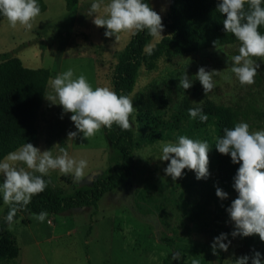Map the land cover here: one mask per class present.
Here are the masks:
<instances>
[{"label":"rangeland","instance_id":"374dc122","mask_svg":"<svg viewBox=\"0 0 264 264\" xmlns=\"http://www.w3.org/2000/svg\"><path fill=\"white\" fill-rule=\"evenodd\" d=\"M42 2L44 8L32 22L31 31L20 25L14 29L5 17L0 19V53L17 57L26 67L48 69L37 112L36 138L31 144L41 151H51L54 157L61 155L59 150L63 148L70 157L87 160L85 175L76 183L89 184L111 169L114 152L108 139L102 130L88 140L82 133L69 139L68 132L76 131L71 113H64L61 118L62 106L50 104L44 95L53 91L51 79L69 68L74 71V78L83 74L93 89L112 90L111 70L130 33H119L118 39L105 37V28L97 27L93 17L87 15L96 0H75L70 5L65 0ZM108 2L102 0V4ZM148 3L162 17L163 37L169 36V0ZM162 38L151 36L145 44L142 63L128 94L137 109L130 117L134 142L130 174L120 185L103 193L95 206L48 214L44 222L37 221L34 213H21L14 223L6 225L3 234L4 240L14 243L15 257L0 264H174L169 248L160 238H171L172 251L183 263L192 264L195 259L199 264H234L237 257H251L255 251L264 260L263 241L254 235H230L233 224L225 208L237 193L233 183L223 186L215 178L212 148L217 137L209 119L201 123L190 119L187 111L201 106L208 116L214 105L239 107L245 115L238 122L248 123L250 132L264 129V58H253L261 65L255 83L241 86L230 71L231 57L239 54L240 43L178 54L165 52L152 59L145 48L154 45L155 49ZM150 62L153 66L148 68ZM201 66L206 71L215 70V87L206 95L195 77ZM185 73L192 80L189 89L179 86ZM186 129L195 134L194 140H207L211 145L210 175L197 180L193 171L184 169L183 177L174 182L163 171L168 162L157 157L163 143L176 141L165 139L167 132ZM142 136L146 141L140 140ZM47 177L64 189L69 182H75L71 174L62 175L58 170L50 171ZM2 179L0 176V183ZM214 185L227 192L228 198L221 201ZM4 206L0 195V215ZM225 229L231 244L227 251L217 249L219 254L214 255L211 242Z\"/></svg>","mask_w":264,"mask_h":264},{"label":"clouds","instance_id":"9594fccd","mask_svg":"<svg viewBox=\"0 0 264 264\" xmlns=\"http://www.w3.org/2000/svg\"><path fill=\"white\" fill-rule=\"evenodd\" d=\"M216 9L224 17V32L233 34L240 42L239 54L231 57L230 71L241 86L252 85L261 67L253 58H264V34L259 31L264 26V0H220ZM40 12L37 0H0V15L14 29L20 25L24 30L31 31L34 27L32 22ZM87 15L93 17L92 22L97 27L105 28V37L115 36L118 39L119 33L134 36L145 30L152 37H163L162 17L145 0H110L107 4L96 0ZM154 47L149 45L145 53L151 55ZM214 73L215 70L206 71L201 66L195 74L205 95L215 87ZM74 76L71 68L57 74L50 81L53 91L44 95L50 104L62 106L61 118L64 113H71L70 120L76 131L68 132L69 139L73 140L78 133H82L83 138L88 140L102 128L111 130L113 125H117L121 131L131 130L130 117L137 112L133 97L118 95L107 87L93 89L83 74ZM179 86L182 89L192 86V80L188 79L186 73L180 78ZM187 111L190 119H199L201 123L208 119L201 106ZM249 128V124L243 121L232 128L225 127L223 136L216 139L215 148L220 154L230 155L232 163L240 165L232 184L237 196L225 208L233 224L230 235L235 238L258 234L260 240L264 241V129L250 132ZM210 147L207 140H194L180 135L175 142L163 143L157 158L168 162L163 171L174 182L183 177L184 169L193 171L197 180L207 179L210 175ZM59 151L61 155L54 157L51 151H41L33 144L25 143L0 161V176L3 178L0 195L8 206V212L3 217L7 225L14 223L17 212L26 208L34 196L48 187L50 181L45 177L49 176L50 171L71 174L75 182L85 175L87 160H76L63 148ZM19 164L24 167H18ZM214 187L221 201L228 198L227 192L218 186ZM47 215L46 211H41L35 214V219L44 222ZM228 235L222 232L213 238L210 247L214 255L219 254L217 249L228 250L231 244ZM249 259L251 264H264L259 251H255L251 257H237L234 264H248ZM192 264H199V261L194 259Z\"/></svg>","mask_w":264,"mask_h":264},{"label":"trees","instance_id":"16d2710c","mask_svg":"<svg viewBox=\"0 0 264 264\" xmlns=\"http://www.w3.org/2000/svg\"><path fill=\"white\" fill-rule=\"evenodd\" d=\"M37 2L43 10L42 0ZM65 2L66 5H70L75 0ZM145 2L148 3V0ZM219 2L220 0H169L166 15L169 36L161 39L152 53V59L165 52L178 54L240 43L233 34L224 32V17L216 9ZM3 17L0 15V19ZM259 31L264 34V26H261ZM150 37L146 30L134 36L130 34L117 53L110 74V84L118 95L128 96L131 91L137 69L143 60V48ZM152 66L153 62H150L148 68ZM48 77L47 68L26 67L17 57L9 56L7 52L0 53V161L8 153L25 143H31L36 138L37 112ZM244 115L239 107L214 105L208 112V119L216 137H220L223 136L222 129L234 127ZM101 130L114 152L110 171L100 173L89 184L69 182L66 189L45 177L50 181L48 187L34 196L26 208L18 211L15 219L23 212L38 214L46 211L48 214H55L70 208L95 206L103 193L114 189L126 179L133 162L132 131H121L117 125H113L111 130L106 128ZM189 130H180L172 134L167 132L164 138L176 140L180 135H188L195 139V134ZM146 139L143 136L140 138L141 141ZM212 161L216 180L223 186L233 183V177L240 165L232 163L230 155L220 154L215 144L212 148ZM7 212L8 206L5 205L0 215V262L12 260L16 254L14 243L3 239L7 225L3 217ZM223 233L228 234V230L225 229ZM254 237L260 240L258 234H254ZM160 241L169 248L170 258L174 264H190L176 259L172 251L171 238H160Z\"/></svg>","mask_w":264,"mask_h":264}]
</instances>
